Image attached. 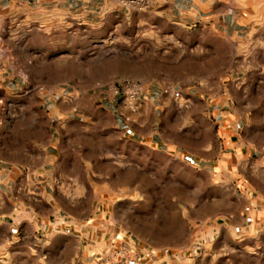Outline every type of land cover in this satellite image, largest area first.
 I'll list each match as a JSON object with an SVG mask.
<instances>
[{"label":"crops","instance_id":"1","mask_svg":"<svg viewBox=\"0 0 264 264\" xmlns=\"http://www.w3.org/2000/svg\"><path fill=\"white\" fill-rule=\"evenodd\" d=\"M121 1L0 0V254L23 243L38 246L41 226L56 217L78 226L95 219L109 191L101 179L113 183L114 172L128 168L134 156L147 161L151 151L220 161L214 147L226 152L230 145L256 147V161H264V0H153L142 11ZM115 12L142 29H111L109 22L106 29H83L86 19L94 28L93 19H109ZM69 16L80 23L77 29H66ZM58 19L64 29H54ZM113 45L123 46L124 55H96ZM120 57L122 70L115 68ZM70 62L77 66L71 79L82 86L68 99L55 94L51 83L70 81ZM238 64L247 67L242 82L250 79L248 65L256 66V125L244 121L254 107L235 105L225 84L231 77L238 80ZM153 65L164 69L152 72ZM122 76L145 83L135 111L118 102L111 85H94ZM92 85L101 105L88 108L83 98ZM166 85L183 93L186 111L219 120L199 132L191 129L195 120L166 123V115L175 113L165 105ZM198 98H208L207 106L192 105ZM258 174L256 209L247 201L239 210L222 192L212 214L223 218L219 237L189 264H256V247L264 242V174ZM43 246L50 255H71L75 262L86 257L82 237L63 229Z\"/></svg>","mask_w":264,"mask_h":264},{"label":"rangeland","instance_id":"2","mask_svg":"<svg viewBox=\"0 0 264 264\" xmlns=\"http://www.w3.org/2000/svg\"><path fill=\"white\" fill-rule=\"evenodd\" d=\"M93 15L91 13L90 18ZM125 19L124 14L115 12L109 19L100 17L93 19V23L97 25L94 28L90 26L93 24L87 22L89 19H86L83 29H106L103 26L105 22H109L111 29H142L139 24L126 22ZM79 24L69 16L66 29H77ZM54 29H64L60 26L59 19L54 20ZM91 52L94 51L89 53ZM95 52L100 57H106L109 53L122 56L126 51L123 46L113 45L111 49L101 48ZM256 56L263 58L262 54ZM121 59L118 58L115 65V68L120 70L124 68ZM248 67L251 70L247 82H242L241 79L244 74L241 70L247 67L238 64L235 67V78L238 80L233 81L231 77L230 83L226 81L225 84H229L228 92L235 105L249 103L254 107L255 111L246 116L244 121L256 125V66L248 65ZM158 68L164 69L163 66H150L152 72L157 71ZM68 70L70 81L66 83L54 81L51 83V90H54L55 94L63 92L70 99L72 94L77 93L75 88L78 90V84L82 86V83H75L71 79L77 71L74 63H69ZM125 77L128 76H122L120 79ZM116 82H97L94 85L113 87ZM143 84L145 86V83ZM94 85L84 93L85 107L95 108L101 105V99ZM180 94L178 99L169 95L164 98L166 106L175 107V113L171 114L169 110L167 111L169 114L165 117L166 123L195 120L197 124L191 129L199 132L201 128H207L210 123L219 120L220 116L210 117L199 111L196 113H192L191 110L186 111L181 107L182 105L184 107L186 98L183 93ZM143 97L139 98V106ZM208 100V98L194 99L192 105L201 109L207 106ZM229 105L232 106L231 101ZM230 117L233 119L234 115L231 114ZM260 118L264 123V114ZM167 132L172 133V130L168 128ZM246 132L251 135L254 131L250 127ZM212 140L215 144L214 135ZM185 141L190 142L188 139ZM191 143L196 144V141L192 140ZM217 148L215 146L213 152L217 155L222 154L218 157L220 161H188L176 159L167 153L158 154L151 151L147 161H144V156L143 159L139 155L134 156L133 161L127 163L130 165L127 166L128 168L114 172L113 183L110 179H101L106 182L104 185L108 184L109 191L102 195L101 202L94 211L95 219L83 222V225H79L81 228L77 227V230L54 227L44 234L40 233L37 236L38 246L23 243L20 248L11 247L8 253L0 254V264H108L109 261L120 260V251H126L131 255L132 247L137 251L147 250L149 255L157 257L160 264H189L201 253L209 251L219 237L221 232L219 224L222 223L223 218L213 217L212 214L213 201L222 192L229 195L235 208L240 210L245 207V202L249 201L256 209V177L258 173L264 174V161L260 163L256 161L259 151L251 146L250 148L239 146L234 150L228 145L226 152H221L220 146L219 151ZM214 227L219 229L214 242L209 243L203 251L196 252L194 245L197 238L202 234L210 233ZM62 229L82 237L84 244L82 254L85 253L86 257L75 262L71 255L60 257L57 254H49L43 245L56 230ZM99 237L103 239L101 245L98 244ZM256 264H264V242L256 247Z\"/></svg>","mask_w":264,"mask_h":264},{"label":"built area","instance_id":"3","mask_svg":"<svg viewBox=\"0 0 264 264\" xmlns=\"http://www.w3.org/2000/svg\"><path fill=\"white\" fill-rule=\"evenodd\" d=\"M153 0H122L121 3L124 7L128 9H134L138 11L145 10L149 8ZM4 52V39L0 35V54ZM145 86L144 84L136 79L131 77H125L119 79L114 86L112 87V92L114 96L119 99L122 103L127 104L128 108L132 111L137 110L139 107V98L144 95ZM165 94L171 95L173 98L178 99L180 97V91L174 89L171 85H166L163 87ZM126 120L130 118L125 116ZM65 227L70 230H77V226L68 218H54L47 225H42L40 228V233L44 234L46 231L51 229ZM81 228V227H80ZM217 236V228H213L212 231L208 234L200 235L194 245L195 251H203L206 246L214 242ZM132 247V246H131ZM132 254L129 255L126 251H120L119 261H109L108 264H160V261L154 255H149L146 251H137L132 247ZM150 259V260H149Z\"/></svg>","mask_w":264,"mask_h":264}]
</instances>
